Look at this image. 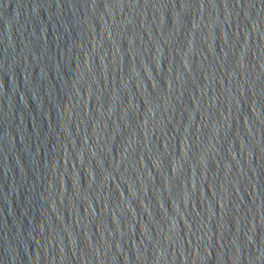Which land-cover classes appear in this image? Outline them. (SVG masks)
Returning a JSON list of instances; mask_svg holds the SVG:
<instances>
[{
    "label": "water",
    "instance_id": "1",
    "mask_svg": "<svg viewBox=\"0 0 264 264\" xmlns=\"http://www.w3.org/2000/svg\"><path fill=\"white\" fill-rule=\"evenodd\" d=\"M0 264H264V0H0Z\"/></svg>",
    "mask_w": 264,
    "mask_h": 264
}]
</instances>
